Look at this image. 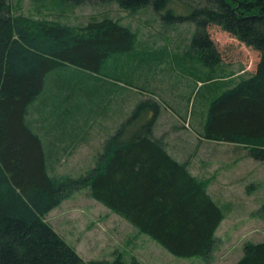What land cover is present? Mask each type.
<instances>
[{"label": "rangeland", "instance_id": "rangeland-1", "mask_svg": "<svg viewBox=\"0 0 264 264\" xmlns=\"http://www.w3.org/2000/svg\"><path fill=\"white\" fill-rule=\"evenodd\" d=\"M76 1L12 0V5L18 15L77 29L108 16L131 28L135 41L131 51L108 57L103 75L70 65L50 72L29 106L27 121L45 143L47 171L58 190L57 205L43 219L64 239L77 264L253 260L254 250L264 245V148L208 141L201 133L212 101L257 72L261 51L222 25L210 24L221 61L208 66L191 48L194 22L165 23L149 5L130 10L118 0ZM147 98L160 104L151 136L157 133V140L179 155L223 210L211 243L192 254H172L91 195L90 178L103 169L121 139V126Z\"/></svg>", "mask_w": 264, "mask_h": 264}, {"label": "trees", "instance_id": "trees-1", "mask_svg": "<svg viewBox=\"0 0 264 264\" xmlns=\"http://www.w3.org/2000/svg\"><path fill=\"white\" fill-rule=\"evenodd\" d=\"M183 1L118 0L130 10L153 6L165 23L194 22L191 48L205 65L221 61L210 24L261 51L257 72L212 101L201 134L208 141L264 148V0ZM134 41L131 28L108 16L77 29L18 15L12 0H0V264H77L43 219L57 205L58 190L47 171L45 143L27 121L28 109L50 72L70 65L103 75L108 57L131 51ZM159 109L150 98L137 105L103 169L90 178V191L172 254H192L211 243L224 214L188 165L151 136ZM253 255L240 264H264V245Z\"/></svg>", "mask_w": 264, "mask_h": 264}, {"label": "crops", "instance_id": "crops-1", "mask_svg": "<svg viewBox=\"0 0 264 264\" xmlns=\"http://www.w3.org/2000/svg\"><path fill=\"white\" fill-rule=\"evenodd\" d=\"M161 134H163V133H161ZM161 137H162V136H161ZM163 137H165L164 134H163ZM153 138H155V139H158V138H159V136H157V133H156V137L153 136ZM165 139L168 140L167 137H166ZM173 142H174V141H173ZM174 143H175V142H174ZM174 143H173V144H174ZM164 144H165V143H164ZM165 148H166V150L169 152L170 155H172L175 159H177L178 161L181 162V160H180L181 158L178 157V156H179L178 154H177V156H175L174 153L171 152L170 149H168L167 147H165Z\"/></svg>", "mask_w": 264, "mask_h": 264}]
</instances>
